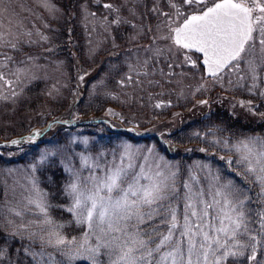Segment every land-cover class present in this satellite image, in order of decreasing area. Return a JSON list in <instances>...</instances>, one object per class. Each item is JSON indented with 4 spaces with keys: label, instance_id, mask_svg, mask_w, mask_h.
<instances>
[{
    "label": "rangeland",
    "instance_id": "374dc122",
    "mask_svg": "<svg viewBox=\"0 0 264 264\" xmlns=\"http://www.w3.org/2000/svg\"><path fill=\"white\" fill-rule=\"evenodd\" d=\"M216 1L0 0L1 230L56 237L57 164L81 256L264 264V22L215 77L174 38Z\"/></svg>",
    "mask_w": 264,
    "mask_h": 264
},
{
    "label": "trees",
    "instance_id": "16d2710c",
    "mask_svg": "<svg viewBox=\"0 0 264 264\" xmlns=\"http://www.w3.org/2000/svg\"><path fill=\"white\" fill-rule=\"evenodd\" d=\"M217 109V111H221L220 104ZM210 121L217 125L220 124L222 128H226L227 132L238 130V134H240V132L243 133V129L247 130L245 126H242V129L239 125L227 123L223 113H220L218 117L214 116L213 119L210 118ZM210 121L208 122L209 126L211 125ZM244 124L254 130V127L257 126L248 120ZM45 168L51 175V179L55 180V182L44 181V187L50 199L48 216L52 226L56 227V237L50 238L44 233L39 235V232L27 236L19 231H9L6 228L1 230L0 226V264H42L43 262L46 264H123L112 258L114 255L108 256L105 251L90 253L84 257L81 256V252L75 250L84 240V235L81 234L85 226L78 224L73 214L66 208L68 199L65 193L66 176L63 168L57 164ZM42 176L44 177L43 174ZM60 180L63 181L62 185L58 184ZM61 195L66 203L64 208L62 207L63 203L58 199ZM56 199H58L57 202H55ZM59 237H63L65 241L59 242L57 239ZM91 240L93 239L91 238ZM61 248H64V253L61 252ZM40 253L44 257L43 261L40 259ZM127 264H151V262L137 259L135 262L130 261Z\"/></svg>",
    "mask_w": 264,
    "mask_h": 264
},
{
    "label": "water",
    "instance_id": "95a60500",
    "mask_svg": "<svg viewBox=\"0 0 264 264\" xmlns=\"http://www.w3.org/2000/svg\"><path fill=\"white\" fill-rule=\"evenodd\" d=\"M251 24V10L246 5L235 0H221L203 14L190 16L176 28L175 39L200 53L205 75L214 76L239 53Z\"/></svg>",
    "mask_w": 264,
    "mask_h": 264
},
{
    "label": "flooded vegetation",
    "instance_id": "af4514ba",
    "mask_svg": "<svg viewBox=\"0 0 264 264\" xmlns=\"http://www.w3.org/2000/svg\"><path fill=\"white\" fill-rule=\"evenodd\" d=\"M247 1L254 9V12L257 13L256 18L264 22V0H247Z\"/></svg>",
    "mask_w": 264,
    "mask_h": 264
}]
</instances>
